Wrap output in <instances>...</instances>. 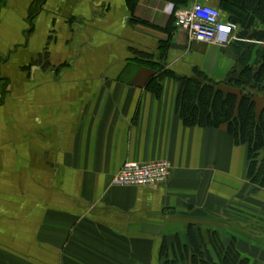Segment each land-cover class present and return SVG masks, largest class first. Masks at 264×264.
I'll return each mask as SVG.
<instances>
[{"label": "crops", "instance_id": "0c3cea01", "mask_svg": "<svg viewBox=\"0 0 264 264\" xmlns=\"http://www.w3.org/2000/svg\"><path fill=\"white\" fill-rule=\"evenodd\" d=\"M195 1L2 0L0 264H220L213 233L264 264L245 146L185 126L177 103L180 78L222 83L264 43L250 37L264 6L242 31L236 9L207 0L237 24L219 44L173 22ZM158 160L173 167L165 184H113L125 163Z\"/></svg>", "mask_w": 264, "mask_h": 264}, {"label": "trees", "instance_id": "16d2710c", "mask_svg": "<svg viewBox=\"0 0 264 264\" xmlns=\"http://www.w3.org/2000/svg\"><path fill=\"white\" fill-rule=\"evenodd\" d=\"M222 3L225 9L229 7L232 12L235 9L238 11L231 13V18L235 21H239L238 15L243 16L240 22L242 31L252 29L256 11L264 6V0H222ZM233 4L235 8L230 7ZM243 12L247 14L244 16ZM260 15L264 26V9ZM250 37L264 42V30L252 29ZM180 80L182 88L177 103L183 124L187 127L225 128L236 145L246 148L245 176L254 192L264 191V106L260 107L258 103L260 93L264 92V43L260 46L249 44L241 54L237 66L222 83L214 82L199 71L191 76H183ZM190 237L193 243L192 253L203 258L204 252L196 244L194 232H190ZM210 238L222 257L220 264H248L247 258L241 259L236 245L224 247L215 233ZM203 263L217 264L211 260Z\"/></svg>", "mask_w": 264, "mask_h": 264}, {"label": "built area", "instance_id": "2783aa9c", "mask_svg": "<svg viewBox=\"0 0 264 264\" xmlns=\"http://www.w3.org/2000/svg\"><path fill=\"white\" fill-rule=\"evenodd\" d=\"M174 23L195 40L219 44L229 42L237 30V24L225 19L221 11L207 0H197L189 9H178ZM172 169L171 162L166 160L127 162L115 175L113 184L152 187L162 185L171 177Z\"/></svg>", "mask_w": 264, "mask_h": 264}, {"label": "rangeland", "instance_id": "374dc122", "mask_svg": "<svg viewBox=\"0 0 264 264\" xmlns=\"http://www.w3.org/2000/svg\"><path fill=\"white\" fill-rule=\"evenodd\" d=\"M256 92H257V91H255V93H256ZM261 95H262V96H261ZM256 96H257V97H259V96H260L261 98H263V100H262V101H264V92H263L262 94L260 93V95H259V96L256 94ZM260 97H259V98H260ZM259 98H258V99H259Z\"/></svg>", "mask_w": 264, "mask_h": 264}]
</instances>
